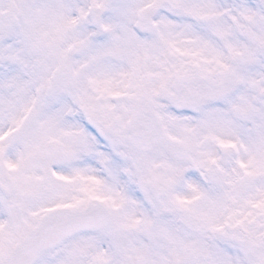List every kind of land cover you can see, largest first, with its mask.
<instances>
[{
    "label": "snow or ice",
    "instance_id": "1",
    "mask_svg": "<svg viewBox=\"0 0 264 264\" xmlns=\"http://www.w3.org/2000/svg\"><path fill=\"white\" fill-rule=\"evenodd\" d=\"M0 264H264V0H0Z\"/></svg>",
    "mask_w": 264,
    "mask_h": 264
}]
</instances>
